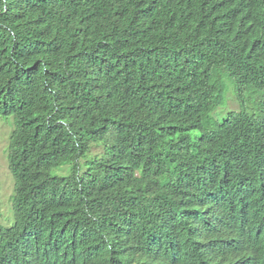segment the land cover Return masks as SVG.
I'll return each mask as SVG.
<instances>
[{"label": "trees", "instance_id": "16d2710c", "mask_svg": "<svg viewBox=\"0 0 264 264\" xmlns=\"http://www.w3.org/2000/svg\"><path fill=\"white\" fill-rule=\"evenodd\" d=\"M83 1L0 0V116L14 125L6 146L9 207L0 210L13 223H0V263L29 252L40 264H141L152 216L167 220L161 230L155 223L151 228L160 243L174 245L169 264H227L218 256L229 249L228 261H245L232 245L211 249L180 232L223 215L241 190L246 164L218 178L210 171L215 160L264 157V0H104L111 5L97 13ZM85 18L101 24L79 47L63 51L70 26ZM94 45L109 49L104 61L98 58L109 75L105 109L95 108L92 96L106 87H81L93 65L79 52ZM133 51L139 54L132 74H120L127 63L119 59ZM224 77L261 91L254 146L241 122L216 144L190 146L186 103L211 97ZM109 122H116L108 126L118 135L116 145L93 152L96 140L109 136L103 126ZM162 142L169 149L159 152L165 166L156 175L143 174L129 153H116L137 143L156 160ZM184 163L173 186L158 182L166 166ZM258 187L264 204V181ZM259 227L240 228L237 237L251 247L256 239L249 236ZM260 236L264 248V229ZM56 240L58 248L45 251Z\"/></svg>", "mask_w": 264, "mask_h": 264}, {"label": "clouds", "instance_id": "9594fccd", "mask_svg": "<svg viewBox=\"0 0 264 264\" xmlns=\"http://www.w3.org/2000/svg\"><path fill=\"white\" fill-rule=\"evenodd\" d=\"M83 5L85 6L87 11H90L91 8L94 9V12L97 13L101 7L110 6V3H107L104 0H84ZM114 4H112L113 6ZM92 6V7H91ZM111 6V7H112ZM212 18L216 19V17ZM102 22H105V18L102 19ZM77 26L73 27V24L70 26L71 31L69 32L68 40L64 41L62 44L65 45V49L67 47H71L72 45L81 44L84 36L87 32H91V29L94 30V27L100 26L101 22L96 24H90L91 22L85 18L84 20L78 22ZM109 49L104 45H94L91 49L87 51L80 50L79 54L84 58L88 59L89 65H93L89 68L88 75L85 77V81L82 86L84 89H87L90 92L96 90L99 87H106L103 92L93 94V100L95 101L94 107L97 109H105L106 105L104 102L105 94L108 89L109 84V75L106 74L99 67V63L104 61ZM139 51H133L127 54V57L123 60L119 61L126 62V69L124 71L119 68V73L122 75H129L133 72V62L138 56ZM102 56L101 61H98V58ZM122 64V63H121ZM114 74V71H112ZM99 76H101L99 78ZM229 79L232 81L234 88L243 92L245 90H249L251 92H258L259 98L261 99V91L252 90V89H244L241 85H235L234 81L230 77H224L222 85L219 83L217 89H215L214 94L211 97L204 99L200 102H189L186 103L189 110V118L188 121L184 124L183 131L184 137L187 139L190 146L199 145L203 147H207L213 144L220 142L229 132L230 126L233 122H241L244 124V138L245 141L254 146L255 142V126L257 124L258 119H262V107L261 102L259 103V111L261 115H255L252 111H248L243 108V99L242 95L240 97L234 98L235 101H238V109H226L224 107L226 99L224 95L225 81ZM83 91L79 93H75L76 95H80ZM116 122H109L103 124L105 126V131L109 135L100 137L96 140L100 143V146H94L92 151L96 152L101 149L103 145L106 150H111L116 145L117 142H114V138H118V135L108 127L110 124H115ZM9 130V129H8ZM8 130L7 135H8ZM8 138V137H7ZM9 142V139H8ZM120 145H125L120 141ZM8 145V144H7ZM128 150L119 149L116 153H129L131 158L129 159L132 164H136L143 170V174H152L156 175L158 168L161 166H165L162 160V155L159 154L160 151L168 150L169 147L164 143H160L155 149L154 153H156L157 158L153 160L151 155L146 152V150L139 144H127ZM264 146V142L262 144ZM175 151V150H174ZM215 151H212L213 155ZM245 163L246 167L244 168L242 175L244 181L242 183L241 190L234 201L233 205L230 209L225 212L223 215H220L215 218H207L201 224L197 226L187 227L184 231L180 232V234L187 235L191 239L199 238L202 246L210 247L211 249H216L220 246L221 243L225 242L228 245H232L236 247V256L237 258L245 257V261H239L236 263L233 260L228 261V254H230V249L225 253L220 254L218 259L224 260L227 264H257L260 260L264 259V248L262 247L263 241L261 239L260 233L264 229V216L261 221L260 213H264V204L259 199L260 188L258 187V183L264 181V157L258 160H254L250 162L248 158L240 155H225L218 160H215L210 168L211 172H214L218 175V178L222 176H231L234 174L236 167L241 163ZM187 163L166 166L164 173L159 178L158 182H166L171 181L173 186V180L175 175L186 169ZM117 171L120 174H126L127 172L123 169L122 165H119ZM8 171V169H7ZM135 177H140L136 173L133 174ZM172 189V187H171ZM8 191L4 192L7 194ZM223 196L225 201L227 202V195L223 192ZM162 202L159 203L160 208L162 207ZM200 203L197 207H200ZM201 208V207H200ZM199 208V209H200ZM34 220V219H31ZM167 222V220L162 216H152L149 218V227L146 231V237L143 242L144 248L147 249L148 254L141 261V264H157L156 260L160 259L166 263H171L173 258L171 257V252L173 251V246L166 247L164 243H160L157 239V231L151 228L152 223L158 224V228L161 230L162 224ZM0 223L3 227L9 228L13 223V220L8 218H0ZM254 224H259L260 227L256 231L255 235H250L249 237H253L256 239L255 244L251 247L248 246L243 239L237 237V230L240 228H247L249 226L250 229L253 228ZM128 226V225H127ZM36 230V226H31ZM168 230H173V226L169 224ZM37 232V230H36ZM234 235V236H233ZM59 246V241L56 240L53 243L45 244V251H55ZM174 252V251H173ZM227 258V259H226ZM226 259V260H225ZM1 264V263H0ZM6 264H40L39 261L34 257L33 253H26L24 255H16L10 258Z\"/></svg>", "mask_w": 264, "mask_h": 264}, {"label": "rangeland", "instance_id": "374dc122", "mask_svg": "<svg viewBox=\"0 0 264 264\" xmlns=\"http://www.w3.org/2000/svg\"><path fill=\"white\" fill-rule=\"evenodd\" d=\"M224 95L226 99L224 107L226 109H238V101H235L234 98H238L242 95L244 103L243 108L248 111H252L255 115H261V112L258 109L261 101V99H258V92H251L249 90L239 92L234 88L232 81L227 79L225 81ZM9 120V118L4 119L3 116H0V210L2 211H6V207H9L8 195L4 192L11 187L6 160V146L8 144V135L6 130L12 129L14 125Z\"/></svg>", "mask_w": 264, "mask_h": 264}, {"label": "bare ground", "instance_id": "6f19581e", "mask_svg": "<svg viewBox=\"0 0 264 264\" xmlns=\"http://www.w3.org/2000/svg\"><path fill=\"white\" fill-rule=\"evenodd\" d=\"M187 82V81H186ZM204 94V93H203ZM260 146V145H259ZM176 256V255H175Z\"/></svg>", "mask_w": 264, "mask_h": 264}]
</instances>
